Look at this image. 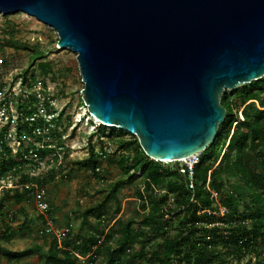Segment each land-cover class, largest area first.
Wrapping results in <instances>:
<instances>
[{
    "label": "water",
    "instance_id": "water-1",
    "mask_svg": "<svg viewBox=\"0 0 264 264\" xmlns=\"http://www.w3.org/2000/svg\"><path fill=\"white\" fill-rule=\"evenodd\" d=\"M77 54L87 111L175 163L213 146L222 98L264 78V0H0Z\"/></svg>",
    "mask_w": 264,
    "mask_h": 264
},
{
    "label": "trees",
    "instance_id": "trees-1",
    "mask_svg": "<svg viewBox=\"0 0 264 264\" xmlns=\"http://www.w3.org/2000/svg\"><path fill=\"white\" fill-rule=\"evenodd\" d=\"M222 105L227 110L225 122L216 143L199 154V162L193 170V188L186 165L150 159L135 136L132 135V141H126L122 134L129 133L122 130L116 133L114 128L111 135L115 134L118 143L114 156L118 158L122 175L109 186L102 203L84 212L86 223L91 216L98 220L91 226L92 231L80 235L67 228L60 247L53 236L47 251L42 245L20 252L4 251L8 261L95 264L105 254L104 264H264V78L226 92ZM64 114L61 111L49 121L42 117L32 121L37 115L35 112H21L16 136L22 143L16 152V162L4 159L13 156V148L4 141L11 124L4 128L0 134L3 144L0 180L4 174L15 170L20 173L22 186L47 183V176L35 179L20 167L33 163L29 157L44 159L62 146H38L27 138L42 140L58 136L61 139ZM92 126L94 134L106 128L101 124ZM100 150L102 153L89 140L88 158L79 162L96 176L100 173L97 161L106 153L104 147ZM53 162L58 163L59 156ZM135 182H139L135 198L141 203L143 214L122 220L120 192ZM212 192L219 194L218 200L212 198ZM11 193L16 203L29 197L34 199L31 190L6 188L0 198V220L4 203ZM111 203L115 205L112 210ZM221 208L225 209L224 213ZM105 219H109L107 223ZM8 234L10 228L4 237ZM78 255L87 259L81 260ZM33 256L37 261L24 263Z\"/></svg>",
    "mask_w": 264,
    "mask_h": 264
},
{
    "label": "rangeland",
    "instance_id": "rangeland-1",
    "mask_svg": "<svg viewBox=\"0 0 264 264\" xmlns=\"http://www.w3.org/2000/svg\"><path fill=\"white\" fill-rule=\"evenodd\" d=\"M58 42L54 29L31 16L24 13L9 16L0 14V100L4 103L0 106V118H3L0 120V128L9 116L14 118L10 128L12 137L8 140L13 148V156L4 159L12 162L18 160L16 152L22 140L16 136L15 120H18L21 112L31 110L39 118L48 120L57 117L61 111L65 112L63 127L60 128L61 139L58 136L42 140L27 138L38 146L59 144L62 147L44 159L29 157L33 163H25L20 167L22 172L35 179L41 180L47 176V183H38V186L46 190L51 212L43 214L31 197L16 203L14 193H11L4 203L0 220V264H19L8 261L4 255L6 250L20 252L42 245L47 251L53 240L51 233L44 235V230L48 228H71L75 234L80 235L90 233L91 226L96 225L98 220L91 216L86 223L84 212L102 203L109 193V186L122 175L118 158L114 156L118 150L117 138L115 134L111 135L114 128L106 127L99 134H94L92 124L98 123L92 120L82 99L85 84L80 74L77 54L68 49L60 50ZM241 112L242 110L239 114ZM4 113L8 117L3 116ZM118 132L120 130L116 129V133ZM122 139L132 141L133 137L131 134H122ZM89 140H92L97 151L102 153V147L106 150L97 161L100 168L98 176L79 163L88 158ZM64 153L67 154L65 158ZM56 156H59L58 163L53 162ZM186 163L185 160L164 164L182 166ZM20 181V173L15 170L4 174L0 180V194L3 196L6 188L18 187L21 190ZM138 184L139 182H135L120 192L122 220L143 214L141 203L135 198ZM114 206L111 203L109 208L112 210ZM108 220L105 219V222ZM8 228L10 234L4 237ZM105 256L102 254L95 264H104ZM35 261L37 257L33 256L25 259L24 263Z\"/></svg>",
    "mask_w": 264,
    "mask_h": 264
},
{
    "label": "built area",
    "instance_id": "built-area-1",
    "mask_svg": "<svg viewBox=\"0 0 264 264\" xmlns=\"http://www.w3.org/2000/svg\"><path fill=\"white\" fill-rule=\"evenodd\" d=\"M2 104H4L3 103V100H0V106L2 105ZM3 116H5V117H8L7 116V113H4V115ZM37 115H34V117L33 118H31V120L32 121H34V120H36L37 119V117H36ZM19 117H20V114H19V116H18V119H19ZM1 119H3V118H0V120ZM46 119V118H45ZM46 120H48V119H46ZM49 121V120H48ZM15 122H16V125H17V122H18V120H15ZM13 124L14 123V118H12V116H9L8 117V120H7V122L6 123H4L3 125H2V127L0 128V134L2 133V131L4 130V128L8 125V124ZM11 125H10V128H11ZM10 128L5 132V142H8V140H9V138L10 137H12L11 136V134H10ZM38 134H39V132H38ZM18 138V137H17ZM19 139V138H18ZM8 144H9V142H8ZM20 144H21V142H19V144H18V148L20 147ZM2 146H3V144H2V141H1V143H0V151L2 150ZM9 146H10V144H9ZM186 166H187V168H188V170H189V174H190V177H191V188H193L194 187V183H193V170H194V166L199 162V155H195V156H193V157H190V158H188V159H186ZM22 189H26V190H31V191H33V196H34V200H35V203H36V206H37V208L43 213V214H48V212H49V210H50V204H49V202H48V200H47V196H46V190L44 189V188H41V187H39L37 184H35V183H31V184H26V185H23L22 186ZM0 197H1V194H0ZM212 198L213 199H215V200H218V198H219V194L217 193V192H212ZM221 211H222V213H224V211H225V209L224 208H221ZM48 225L50 226V222H48ZM52 227V226H51ZM48 233H51L53 236H55L57 239H58V241H59V247L61 246V241H62V239H63V236H64V234H65V230H63V229H59V228H55V229H47L46 230ZM78 257L81 259V260H85V258L84 257H82V256H80V255H78Z\"/></svg>",
    "mask_w": 264,
    "mask_h": 264
},
{
    "label": "bare ground",
    "instance_id": "bare-ground-1",
    "mask_svg": "<svg viewBox=\"0 0 264 264\" xmlns=\"http://www.w3.org/2000/svg\"><path fill=\"white\" fill-rule=\"evenodd\" d=\"M60 50H63L64 48H59ZM92 120H94L96 123H98V124H102L100 121H98V120H96V119H94L93 117H92ZM181 161H185V160H181ZM164 163H166V162H164Z\"/></svg>",
    "mask_w": 264,
    "mask_h": 264
}]
</instances>
